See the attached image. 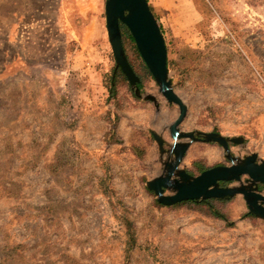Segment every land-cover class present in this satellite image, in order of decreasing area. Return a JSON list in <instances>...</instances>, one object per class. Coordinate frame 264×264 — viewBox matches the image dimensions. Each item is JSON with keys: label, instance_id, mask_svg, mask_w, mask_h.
Listing matches in <instances>:
<instances>
[{"label": "rangeland", "instance_id": "rangeland-1", "mask_svg": "<svg viewBox=\"0 0 264 264\" xmlns=\"http://www.w3.org/2000/svg\"><path fill=\"white\" fill-rule=\"evenodd\" d=\"M147 1L187 107L179 128L241 138L231 154L264 159V0ZM104 6L0 0V264H264V220L246 215L242 194L212 200L225 221L205 204L164 205L147 188L169 158L151 131L168 148L179 107L127 37L140 96L120 75L109 96L118 67ZM88 22L73 42L60 26ZM195 162L230 164L214 141L190 142L180 167L197 175Z\"/></svg>", "mask_w": 264, "mask_h": 264}, {"label": "water", "instance_id": "water-1", "mask_svg": "<svg viewBox=\"0 0 264 264\" xmlns=\"http://www.w3.org/2000/svg\"><path fill=\"white\" fill-rule=\"evenodd\" d=\"M104 12L115 67L121 69L134 93L140 96L137 85L140 79L125 55L120 22L132 35L141 58L159 86V91L169 103H175L179 107L178 116L168 127L169 136L173 138V143H168V148H164L163 137L151 131L159 152L167 153L169 158L162 162V172L146 181L147 188L152 190L157 201L164 205H172L182 200L228 199L236 194H242L248 211L264 220V194L258 189V183L264 184V159L258 160L255 152L243 157L231 154L229 142L240 143L241 138H230L215 131H182L179 128L187 107L173 90L166 65L167 52L163 34L148 1L105 0ZM145 98L155 100L151 95H146ZM182 138L189 140L181 141ZM192 141L217 142L222 146L230 164L215 165L197 175L190 174L185 168L180 167V161ZM243 175L247 176L244 182L241 179ZM221 181H237L238 185L222 186ZM166 190L170 193H165Z\"/></svg>", "mask_w": 264, "mask_h": 264}, {"label": "trees", "instance_id": "trees-1", "mask_svg": "<svg viewBox=\"0 0 264 264\" xmlns=\"http://www.w3.org/2000/svg\"><path fill=\"white\" fill-rule=\"evenodd\" d=\"M120 30H121V39H122V44H123V47H124V43H123V38L124 37H127L129 38L130 42L131 43H135L134 42V39L132 37V35L130 34L128 28L120 22ZM125 51V50H124ZM125 55H126V52H125ZM127 57V55H126ZM128 59V57H127ZM129 61V59H128ZM130 63V61H129ZM132 66V65H131ZM133 68V67H132ZM114 70V66L111 68V75H110V84H109V96H113L114 95V90H115V86H116V77L118 75L122 76L124 79H126L125 75L122 73L121 69L118 67L115 71ZM135 71V70H134ZM112 73H113V76H112ZM137 74V73H136ZM138 75V74H137ZM139 76V75H138ZM139 79L140 81L138 82V86H140V83H141V76H139ZM194 165L197 167L198 169V172L200 173L201 171H203L204 169H206V167H203L201 166L200 164H198L197 162L194 163ZM220 184H223V181L220 182ZM212 200H217V201H224L225 199H220V198H207V199H204V200H182V201H179V202H176L174 203L173 205H177V204H181V203H200V204H205L209 207L210 211H211V214L216 217V218H220V219H223L225 221H227V217L222 213L220 212L218 209H216L213 204H212ZM246 215H252L250 214L249 212L246 214ZM230 223V222H229Z\"/></svg>", "mask_w": 264, "mask_h": 264}, {"label": "crops", "instance_id": "crops-1", "mask_svg": "<svg viewBox=\"0 0 264 264\" xmlns=\"http://www.w3.org/2000/svg\"><path fill=\"white\" fill-rule=\"evenodd\" d=\"M66 9V8H65ZM65 11L66 10H64V13H65ZM66 15V14H65ZM13 21H12V19H9V22L7 23V24H9L8 26H12L13 24H15V23H12ZM89 23L90 22H88L87 24H85L84 26H83V28H76V26H71L70 25V23H69V25H70V28H69V26H68V24H64V25H60V26H64V30L63 29H61L63 32H65V34L67 35V37H69V41H71V42H73L74 40H76V39H83L84 40V38H86V33L87 32H84L85 31V29L87 28V26L89 25ZM6 23H5V25H7ZM5 25H3V26H5ZM66 25L68 26V27H66ZM16 26H17V23H16ZM100 26H98V32H97V34H95L96 35V37H99V38H102V36H103V32H102V28L100 27ZM87 31V30H86ZM78 35V36H77ZM99 35V36H98ZM91 41H92V39H91ZM94 41V40H93ZM91 44H92V42H91ZM100 46L101 47H103V43H101L100 44ZM68 71V70H67ZM171 139V138H170Z\"/></svg>", "mask_w": 264, "mask_h": 264}, {"label": "bare ground", "instance_id": "bare-ground-1", "mask_svg": "<svg viewBox=\"0 0 264 264\" xmlns=\"http://www.w3.org/2000/svg\"><path fill=\"white\" fill-rule=\"evenodd\" d=\"M177 141H179V139H177ZM171 142L173 143V138H171Z\"/></svg>", "mask_w": 264, "mask_h": 264}, {"label": "flooded vegetation", "instance_id": "flooded-vegetation-1", "mask_svg": "<svg viewBox=\"0 0 264 264\" xmlns=\"http://www.w3.org/2000/svg\"><path fill=\"white\" fill-rule=\"evenodd\" d=\"M222 182V181H221Z\"/></svg>", "mask_w": 264, "mask_h": 264}]
</instances>
